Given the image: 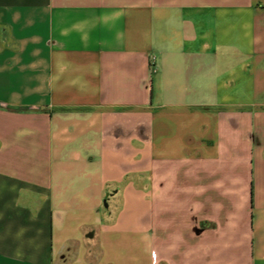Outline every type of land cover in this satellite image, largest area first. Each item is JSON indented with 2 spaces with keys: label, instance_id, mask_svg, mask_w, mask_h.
Here are the masks:
<instances>
[{
  "label": "crops",
  "instance_id": "0c3cea01",
  "mask_svg": "<svg viewBox=\"0 0 264 264\" xmlns=\"http://www.w3.org/2000/svg\"><path fill=\"white\" fill-rule=\"evenodd\" d=\"M0 264H264V0H0Z\"/></svg>",
  "mask_w": 264,
  "mask_h": 264
}]
</instances>
